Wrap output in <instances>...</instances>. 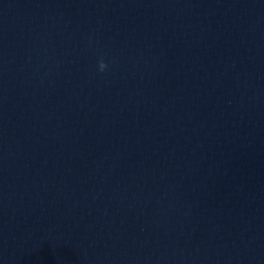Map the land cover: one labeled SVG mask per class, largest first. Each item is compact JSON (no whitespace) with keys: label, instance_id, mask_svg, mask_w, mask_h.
Returning <instances> with one entry per match:
<instances>
[{"label":"water","instance_id":"1","mask_svg":"<svg viewBox=\"0 0 264 264\" xmlns=\"http://www.w3.org/2000/svg\"><path fill=\"white\" fill-rule=\"evenodd\" d=\"M0 264H264V0H0Z\"/></svg>","mask_w":264,"mask_h":264},{"label":"clouds","instance_id":"2","mask_svg":"<svg viewBox=\"0 0 264 264\" xmlns=\"http://www.w3.org/2000/svg\"><path fill=\"white\" fill-rule=\"evenodd\" d=\"M107 67H108V65L105 63V61L103 59H101L99 62V70L101 72H103Z\"/></svg>","mask_w":264,"mask_h":264}]
</instances>
